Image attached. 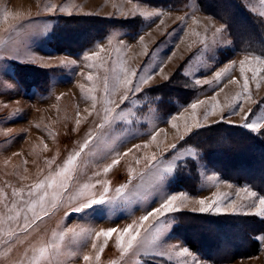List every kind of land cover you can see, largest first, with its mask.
I'll return each mask as SVG.
<instances>
[{"label": "rangeland", "instance_id": "1", "mask_svg": "<svg viewBox=\"0 0 264 264\" xmlns=\"http://www.w3.org/2000/svg\"><path fill=\"white\" fill-rule=\"evenodd\" d=\"M239 1L264 28V0ZM178 2L163 5L146 0H0V264L27 262L33 256L38 258V264H264V240L256 239L264 236V217L256 214V207L243 206L253 202L245 188L256 192L257 197L264 196L257 180L263 177L258 170L263 164L255 167L259 157L240 172L227 169L234 168L233 164H222L232 176L228 178L201 149L187 142L203 127L220 123L241 126L249 109V119L264 117V63L255 59H264V46L238 44L229 23L205 11L199 0ZM142 12L161 14L146 17ZM163 14L168 17L160 30L154 31L162 37L136 58L128 50L129 38L155 28ZM73 15H98L125 22L87 47L76 46V51H71L69 44L81 38L74 39L75 34L66 32L55 41L53 37L60 19ZM239 18L245 25L244 18ZM222 25L226 31L217 33ZM87 36L86 32L83 38ZM204 40L210 45L207 49L201 43ZM92 53L99 55L84 58ZM246 57L248 61L241 71V61ZM65 58L76 63L60 65ZM225 68L229 71L216 80L215 74ZM42 69L45 72L41 73ZM122 69L137 74L129 88L135 87L140 77L152 78L136 93L120 83L124 78ZM245 77L250 98L243 87ZM196 79L201 81L199 85ZM125 95L128 99L123 101ZM238 97H243L242 103ZM193 103L196 109L191 107ZM213 105H217L214 112ZM233 105L244 111L231 114ZM106 108L114 109L109 123L104 121ZM253 133L264 141V129ZM90 134L95 139L72 166L69 187L59 205L50 207L49 215L20 234L17 225L23 223L25 214L31 217L26 202L32 185L55 176ZM230 138L225 139L234 140ZM219 139V145L226 143ZM174 144L176 148L171 147ZM227 145L232 150L233 143ZM247 149L254 152L250 147L241 150V155L255 157ZM117 154L119 162L104 173V167ZM220 155L225 157L223 152ZM153 156L157 159L153 160ZM168 168L172 171H165ZM98 180L110 182V195H115V188L127 184L128 199L110 207L95 205L83 213L72 212L84 199L83 186ZM100 190L101 185L96 184L94 191ZM14 192H22L23 196ZM181 192L187 194L188 200L177 202L181 211L162 218L166 228L159 233L154 229L141 231L140 239L151 242L155 238V243L143 248L124 253L116 234L106 244L103 237L73 239L71 233L63 241L59 239V233L68 228L123 229L139 222L167 196ZM217 197L220 206L228 210L209 213L238 216L241 221L228 227L231 233L220 235L215 231L220 238L205 233L210 231L203 229L206 222L194 223L202 228L190 225L194 219L191 214H203L198 211V201ZM233 201L236 211L229 208ZM13 204L20 216L8 221L9 215L16 214ZM193 208L197 211L193 212ZM153 219L150 217L145 227ZM9 229L18 235L9 237ZM54 232L58 234L56 238ZM207 235L209 242L203 243ZM53 243L59 245L58 250L51 249L45 258H39V248ZM182 248H188V254L180 255ZM85 255L91 259L85 261Z\"/></svg>", "mask_w": 264, "mask_h": 264}, {"label": "snow or ice", "instance_id": "2", "mask_svg": "<svg viewBox=\"0 0 264 264\" xmlns=\"http://www.w3.org/2000/svg\"><path fill=\"white\" fill-rule=\"evenodd\" d=\"M142 15L146 17H151L153 15H160L159 12H142ZM226 31L225 26H221V28L216 29V32H222ZM141 40H143V37H141ZM201 43L204 45V47L207 49L210 47L209 43L204 40L201 41ZM215 43V41H213ZM99 53H92L91 55L85 54V59H93V57L98 56ZM256 60L260 61V63H264V59L260 57H256ZM248 61V58L246 57L244 61H241V71L244 70V64ZM60 65L68 66L69 64H75L76 61L74 60H68V59H62L59 61ZM90 67L93 65H89ZM264 70V69H262ZM124 72V78L120 81L125 88H129V86L133 83V78L137 75L135 71H132L130 74L128 73L127 69H122ZM229 69L225 68L221 71L217 72L215 74V79L220 80L223 78V75L228 72ZM89 79H92L91 75L88 77ZM151 75L146 77H140L139 83L132 88H129L130 91L139 93L141 91V85L147 84L148 81L151 79ZM197 85L201 83L199 79H196L194 81ZM205 83H211V81H204ZM10 87V85H6ZM106 91H107V85ZM244 89L246 90L245 95L250 98V93H247L248 89V79L245 77V82L243 85ZM128 99V96L125 95L122 100L126 101ZM238 101L240 103L243 102V97H238ZM106 103H111V101H107ZM193 109L197 108V104L193 103L191 105ZM217 105L212 106V111L214 112ZM234 111L231 114H238L241 111H244L242 107H237L236 105L232 106ZM114 109L106 108L105 109V117L104 121L105 123L110 122V113H112ZM252 115V110L249 109L248 112L245 113L244 116V123L241 125L253 132L259 133L262 129H264V117L262 116H255L252 119H249ZM195 119V117H194ZM222 120H224V117H221ZM231 123L230 121H227ZM100 128L104 127V124L99 125ZM95 138L89 135V138L85 140L84 144L81 146V148L74 152L72 155L68 157L66 160L64 166L55 174V176H49L45 180H42L34 185H32V190H30L27 195L29 199L26 202V209L31 212V217H29L27 214L23 217V223L20 225H17L20 228V234L25 233L32 227L33 224H35L36 221L42 220L44 216L49 215V208L55 209L61 200V197L65 191H67L69 187V175L72 170V166L74 165L75 161L80 157L81 153L89 147V144L93 142ZM172 148H176V145H172ZM119 154H117L116 158L112 160V163L108 166L104 167L103 172L107 173L114 165H116L119 162ZM153 160H156L157 158L155 156L152 157ZM165 171L171 172L172 168H168ZM95 175H100V173H96ZM96 184L101 185V190L99 192L94 191L96 188ZM96 184H85L83 186V191L81 192V195L84 196V199H82L78 204H76L71 211L76 213H83L86 209L93 208L95 205H105V206H111L116 201L119 200H127V189L128 185L124 184L117 188H115L114 193L115 195H110V192H113V189L110 186V182L107 181H97ZM48 189H52L51 192L48 191ZM244 191L248 192V195L250 198H253V202L250 205H243L247 207H256L257 211L256 214L264 217V196L257 197V193L254 191H249L247 188L244 189ZM21 195L23 196V193H15L14 195ZM36 196L35 199H33V196ZM70 200L73 199V197L69 198ZM257 199H258V207H257ZM188 200V196L186 193H179V195H169L166 198L163 199V201L160 203V205L156 208H154L152 211L148 212L146 215L139 218V222H134L133 224L127 225V227L123 229H119L117 227H111L107 229H101L99 231H91L87 229H80L77 231L75 228H68L64 232L59 233V239L63 241L64 237L71 233L73 239H79L84 238L86 236H93L95 240H99L101 237L104 238V243H107L108 239H111L113 237V234H116L117 244L122 249L124 253H128L129 251L133 250L135 247L143 248L148 243H155V238L153 241L149 242L147 240L140 239L141 237V231L143 230L145 233L152 232L153 229L156 233H159L162 228H166L168 225L166 223L162 222V218L167 217L168 215L181 211L179 207H177V202L184 203ZM200 207L198 209L201 213H207V212H221L226 211L228 209H223L221 205L220 198L217 197L216 199H213L211 201L206 200L204 198H201L198 201ZM17 206L13 204L12 211H14L15 215H9L7 217L8 221L17 220L20 216L19 211L16 210ZM229 208L231 211H236L237 206L235 204V201H233ZM38 209V210H37ZM193 212L197 211V209L193 208ZM70 213H66L68 215ZM153 219V223L145 227V222H147L149 219ZM3 222V217H0V223ZM8 236L14 237L18 235V233L12 231L11 229L8 230ZM57 233H53V238L57 237ZM256 239L264 240V236H258ZM97 245L93 243L92 247L95 248ZM59 245L53 243L51 245H44L39 248V258H45L51 249L58 250ZM9 250H10V242H9ZM102 251V249H101ZM189 250L188 248H182L180 251V255H186L188 254ZM163 254V253H161ZM85 261H89L91 258L87 255L83 257ZM18 264H38V258L36 256H33L31 260H28L27 262L25 260H20Z\"/></svg>", "mask_w": 264, "mask_h": 264}, {"label": "trees", "instance_id": "3", "mask_svg": "<svg viewBox=\"0 0 264 264\" xmlns=\"http://www.w3.org/2000/svg\"><path fill=\"white\" fill-rule=\"evenodd\" d=\"M146 1L151 2L153 4H163V5H170V4L176 5L179 3L178 0H146ZM199 1L202 5V8L205 11L212 13L220 17L221 19H225L229 23V26L231 27V30L235 35L238 44H243L245 47H248V45L250 44V47H255V48L257 46H264V28L262 27L261 23H259L257 19L247 9H245V7H243V5L239 0H211V1L199 0ZM239 15L244 18L246 23L245 25L240 20ZM122 22L125 21L111 17H102L98 15H73L70 16L69 18L64 17L61 18L59 23L57 24L53 41L61 38L65 34V32L71 36L75 34L76 36L74 37V39L78 36L79 38H81V41L76 42L75 40H73L74 44H69V45L70 48L72 49L71 51H76V46L79 47L81 46L80 49L87 47V45L92 44L97 39L106 36L108 32L114 27L123 25ZM86 32L88 33V36L83 38V35H85ZM71 39H73V37H71ZM44 70L45 69L40 70L41 73L42 71L45 72ZM163 91L166 92L167 95L168 90L165 89ZM169 94L171 95V93ZM194 135L196 137L190 138L191 142L188 140L187 142L195 144L199 149H201L206 159L215 163L217 165V169L221 171L228 178H232V176L230 175L229 172L225 171L224 166L222 164H226V166H228L229 164H233L234 168L231 167L227 169L239 171L241 168L244 167V165L253 163V160L259 157L258 158L259 163L255 167L263 164L262 169H260V166L258 169L260 172H263V177L257 179L259 182L258 186L263 192L264 141L259 135L239 125L234 126V125H226L222 123L216 125H210L208 127H203L199 129V131L196 132ZM230 137L234 138V140L233 141L230 140L229 142V140L225 139V138L228 139ZM219 138L225 139L226 143L222 142L219 145V141H220ZM215 142H217L218 145H216ZM229 143H233L232 150L227 145ZM245 146L246 148H250V147L254 148V152L251 151V149H247V150L251 151L252 152L251 155L253 156L255 155V157H251L247 154L241 155L242 152L240 153V151L245 150L246 148H240V147H245ZM236 151L237 152L239 151L237 155L234 154V152ZM221 152L224 153L225 157L220 155ZM239 181L242 180L239 179ZM203 214H191L194 215L193 216L194 219H192L193 222L189 224L194 226L195 228H202L201 224L195 225L194 223L206 222V224L210 228H208V226L205 224L206 227H204L203 229L204 230L210 229V231L205 233H211L213 236L215 235V238H217L218 236L220 238V235H222L225 232L231 233L232 230L228 229V227L229 226L234 227V224H239V222H241L238 216L215 215V214H210L209 212ZM185 226L189 227V225H185ZM213 228L216 230H213ZM215 231L220 232V235ZM239 231L240 230H238V232ZM208 235L202 238L201 241L203 243L209 242L210 237ZM246 254L247 253H245V255Z\"/></svg>", "mask_w": 264, "mask_h": 264}, {"label": "crops", "instance_id": "4", "mask_svg": "<svg viewBox=\"0 0 264 264\" xmlns=\"http://www.w3.org/2000/svg\"><path fill=\"white\" fill-rule=\"evenodd\" d=\"M76 11H77V9L71 10L70 12L73 13ZM83 11H86V10H83ZM89 11H91V8L87 9V12H89ZM133 11H134V9H133ZM131 14L133 15L132 12H131ZM166 17H168V15L163 14L162 15V18H163L162 21L159 24L155 25V28H152V29L149 28V29L143 31L140 35L135 36L134 38H129V40L131 41V44L129 45L128 50L130 51V53L132 55H134L136 58L139 56H143L145 51L147 52V50L150 47L152 48V46L155 44V42L162 37V36H157L159 31L158 32H154V31H155V29H157L159 27L161 28L163 26V20H164V18L166 20ZM160 28H159V30H160ZM156 36H157V38H156ZM141 37H143V40H141ZM177 48H178V45L176 46V49ZM173 50H175V47Z\"/></svg>", "mask_w": 264, "mask_h": 264}]
</instances>
